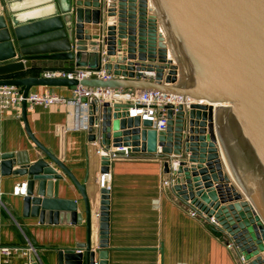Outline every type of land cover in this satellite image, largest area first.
Wrapping results in <instances>:
<instances>
[{"label": "water", "instance_id": "95a60500", "mask_svg": "<svg viewBox=\"0 0 264 264\" xmlns=\"http://www.w3.org/2000/svg\"><path fill=\"white\" fill-rule=\"evenodd\" d=\"M5 1L0 5L7 13ZM71 9L74 23L65 30L73 34L72 49L30 53L22 36L27 27L9 31L4 26L7 40L12 36L17 42L9 55L0 57V85L20 86L24 96L34 86L79 83L192 99L188 109L168 105L166 127L156 131L151 121L129 117L127 104L104 102L99 108L82 97L80 102L88 103L87 140L93 144L98 136L106 149L127 146L134 153H160L165 174L170 161H176L173 191L213 217L246 264H264V0H74ZM47 59L61 60L66 68L102 69L108 78L9 77L26 69L39 71L35 61ZM21 112L26 132L43 156L17 161L14 153H0V176L25 177L22 215L40 223L80 224L84 218L85 241L52 248L53 264H108L110 190L97 191L94 242L91 200L97 192L93 189L90 198L87 177L80 183L64 165V126L57 128L55 156L29 130L25 101ZM108 164V157L100 156L99 172L107 171ZM64 177L80 193L84 217L77 200L58 197ZM28 264L40 263L30 255Z\"/></svg>", "mask_w": 264, "mask_h": 264}, {"label": "crops", "instance_id": "0c3cea01", "mask_svg": "<svg viewBox=\"0 0 264 264\" xmlns=\"http://www.w3.org/2000/svg\"><path fill=\"white\" fill-rule=\"evenodd\" d=\"M73 1H5L7 13L0 5V57L9 55L11 46L17 42L12 36L7 40L4 26L9 31L10 28L27 27L22 36L30 53L72 49L73 34H67L65 26L74 23ZM11 18L18 24H13ZM64 63L37 60L34 65L41 67L39 71L26 69L9 77L40 76L46 69H65ZM71 89L70 86H34L30 90L69 97ZM25 115L32 135L55 156L59 154L57 128L64 126L63 163L80 183L87 177V193L93 197V189L99 190L100 156L95 146L89 144L87 130L76 128L77 122H81L76 106L35 105L26 109ZM0 153H14L17 161L43 156L26 132L22 112L20 118L14 110L0 113ZM164 159L160 153L131 152L129 157L111 162L108 264H243L237 249L227 247L230 239L223 229L210 224L200 214L191 216V206L180 199L172 187L162 186ZM16 163L13 170L17 168ZM23 182L27 183L22 176H0V245H31L35 252L2 257L0 264H28L30 255L40 264H53L52 248L73 247L85 241L84 218L80 224H67L40 223L36 217L23 216L22 199L26 191L23 195L13 194L14 188ZM62 184L64 187L58 197L77 200V211L84 217L80 193L67 177ZM97 211L98 192L96 199L91 200L94 242L98 235Z\"/></svg>", "mask_w": 264, "mask_h": 264}, {"label": "built area", "instance_id": "2783aa9c", "mask_svg": "<svg viewBox=\"0 0 264 264\" xmlns=\"http://www.w3.org/2000/svg\"><path fill=\"white\" fill-rule=\"evenodd\" d=\"M42 77L45 78H66L75 79L80 82L83 79L96 77V78H108V75L104 74V71L94 70L85 67H73V68H60V69H46L41 72ZM71 95L65 97L53 92H37L29 90L26 96L23 94V88L16 85H0V113L8 110H14L16 117H21V105L22 102H26V109H31L35 105H41L43 107H48L52 104L61 105H72L76 106L77 113L79 110V116L81 117V122H77V129L87 130V102H80V98L85 97L89 100H93L95 104L100 108L104 102H108L111 105L114 103L127 104V112L129 117H139L140 121L149 120L151 121V127L156 131L164 130L166 127V111L167 106L170 105L174 110H176L179 104H182L185 109L189 108V105L194 101L190 98H181L180 96L152 91V90H117L109 88L100 87H90L77 84L71 86ZM78 115V114H77ZM95 126L98 128L99 123ZM99 140V137L97 136ZM93 142L92 145L96 147V153L99 156L108 157V170L105 172H99L97 177V183L99 188H106L110 190L111 184V162L117 159L127 158L131 155L128 151L127 146L112 147L109 149L100 146L99 141ZM177 162L174 160L170 161L169 172L165 174L162 179V186L172 187L173 177L172 171L175 169ZM167 175V176H165ZM27 184L26 182L21 183V185L16 186L13 190L15 195L25 194ZM187 203V202H186ZM192 208V207H191ZM193 209V210H192ZM190 210V215H201L207 218L210 224L219 227L217 222L213 217L208 218L201 212L197 211L195 208ZM227 247H235L232 240L228 242ZM29 252H35V248L31 245L22 246H8L0 245V259L5 256H10L11 254L22 253L24 255L29 254ZM241 262L246 264V261L240 255Z\"/></svg>", "mask_w": 264, "mask_h": 264}, {"label": "bare ground", "instance_id": "6f19581e", "mask_svg": "<svg viewBox=\"0 0 264 264\" xmlns=\"http://www.w3.org/2000/svg\"><path fill=\"white\" fill-rule=\"evenodd\" d=\"M214 105H216V104H214Z\"/></svg>", "mask_w": 264, "mask_h": 264}]
</instances>
